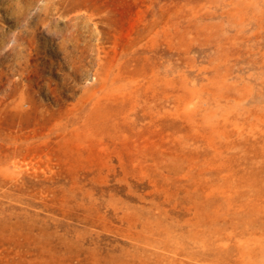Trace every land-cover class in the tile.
Segmentation results:
<instances>
[{"label": "rangeland", "instance_id": "rangeland-1", "mask_svg": "<svg viewBox=\"0 0 264 264\" xmlns=\"http://www.w3.org/2000/svg\"><path fill=\"white\" fill-rule=\"evenodd\" d=\"M71 1L0 0V264H264V0Z\"/></svg>", "mask_w": 264, "mask_h": 264}, {"label": "bare ground", "instance_id": "bare-ground-1", "mask_svg": "<svg viewBox=\"0 0 264 264\" xmlns=\"http://www.w3.org/2000/svg\"><path fill=\"white\" fill-rule=\"evenodd\" d=\"M71 1V0H70ZM75 1V0H74ZM73 1V2H74ZM60 2V1H59ZM72 2V1H71ZM55 3V2H54ZM56 3H57V1H56ZM68 3V2H67ZM69 4H70V2H69ZM72 4V3H71ZM57 5V4H56ZM73 5V4H72ZM76 5V7H77V5H78V3L77 4H75ZM75 5H73V7L75 6ZM79 6V5H78ZM50 7V6H49ZM58 7V6H57ZM72 7V6H71ZM75 7V8H76ZM77 8H79V7H77ZM77 9H75L74 11H76ZM50 11V10H49ZM52 11V10H51ZM61 11V10H60ZM70 12V11H69ZM54 13H55V11H54ZM57 13H58V10H57ZM56 14V13H55ZM35 15V14H34ZM54 15V14H53ZM77 16V15H76ZM65 18V17H64ZM70 18V17H69ZM77 18V17H76ZM57 20V19H56ZM69 20H71V19H69ZM53 22V21H52ZM55 22V21H54ZM57 22V21H56ZM77 22V21H76ZM51 25V24H50ZM60 31H63V30H60ZM62 37V36H61ZM70 42V41H69ZM69 42H68V44H69ZM66 46V45H65ZM31 69V68H30ZM31 71V70H30ZM26 72H27V70H26ZM28 76V75H27ZM26 77V76H25ZM14 81V80H13ZM29 85V84H28ZM27 89V88H26ZM25 89V90H26ZM27 95H28V92H27ZM26 95V96H27ZM28 99V98H27ZM25 104V103H24Z\"/></svg>", "mask_w": 264, "mask_h": 264}]
</instances>
